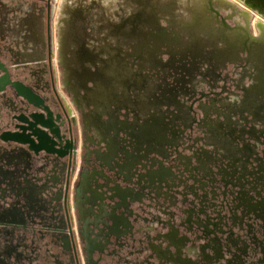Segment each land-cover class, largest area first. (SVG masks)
<instances>
[{"label": "flooded vegetation", "instance_id": "obj_1", "mask_svg": "<svg viewBox=\"0 0 264 264\" xmlns=\"http://www.w3.org/2000/svg\"><path fill=\"white\" fill-rule=\"evenodd\" d=\"M129 1H136L135 11L126 7L122 14H100V25L92 32L87 29L92 14L69 12L78 13L79 20L65 21L60 38L53 40L54 53L59 52L63 62L67 58L69 70L93 62L99 77L126 81L128 71L122 75L118 61L130 64L144 46L150 53L160 44L177 45L148 27L156 28L160 15H169L173 5L163 0ZM124 12L128 15L121 20ZM7 15V8L1 7L0 30H5ZM188 19L178 20L180 26L174 30L215 38L210 29L197 32L193 25L198 19ZM205 20L210 25L207 14ZM168 21L174 18L169 15ZM38 39L43 41L42 36ZM23 48L24 62L45 59L42 51L33 53L25 43ZM183 76L185 83L168 82L165 93L151 98L155 109L145 105L143 116L136 111L129 129L102 137L91 153L84 145L79 154L72 120L62 131L74 141L77 153L43 170L33 153L6 145L0 153V264H23L20 256L13 262L1 247L12 233L24 240H49L65 257L61 264H130L129 257L144 252L148 255L143 264H264V127L211 121V109L221 113L213 108L220 93L196 97L186 84L188 75L179 77ZM5 92L3 104L10 112L6 125L12 130L14 117L29 110L12 90ZM201 109L204 117L199 116ZM54 113L62 114V108ZM40 177L48 180L43 185L52 201L37 194ZM105 178L110 181L107 186ZM28 190L33 192L29 201L24 198ZM140 224L149 228L146 239L138 238ZM26 258L31 261L33 256Z\"/></svg>", "mask_w": 264, "mask_h": 264}, {"label": "rangeland", "instance_id": "obj_2", "mask_svg": "<svg viewBox=\"0 0 264 264\" xmlns=\"http://www.w3.org/2000/svg\"><path fill=\"white\" fill-rule=\"evenodd\" d=\"M127 1L0 0V8L5 6L8 10L5 30H0V61L9 68L13 80H18L16 76L28 79L49 100L54 102L56 99L59 102L56 104L58 108L64 107L67 111L64 98L72 101L74 107L76 102L73 94L66 91V66L61 59V54L54 53L53 40L60 38L65 21L79 20V17H76L78 13L70 15L72 11H84L92 14L88 18L90 25L87 28L92 32V29L97 30L100 25L98 23L100 18L97 17L100 14H105V16L114 15L115 12L122 14L126 7L135 11L136 1ZM193 1L198 0H163L164 3L174 6L173 11L179 16V21L189 20L190 12L187 9ZM184 4L186 7L185 10H182ZM124 13V16L118 18L121 20L126 18L128 13ZM206 14L211 19L210 29H215L219 38H214L207 33L190 36V34H184L183 31L174 30L171 28L172 23L168 21L169 15L165 12L160 15L159 25L156 28L148 25L150 31L163 33L166 38L176 41L177 45L160 44L151 47L150 53L144 46L135 53L134 58L132 56L130 59V64L134 63L133 72L138 69L145 78L143 81L136 77V82H134L136 92L134 91L133 95L137 101V115L145 114L146 109L143 108L145 105L149 109L152 108L151 105H153L152 109L157 107L155 102L150 100L151 98L156 99L158 95L166 92L164 87L166 83L172 81L179 83L181 80L185 83L186 77H179L185 73L188 75V83H186L190 86L188 89H193L196 97L202 94L209 95L212 92L220 93L213 108L216 110L219 108L221 113L218 114L211 109L208 113L211 121L229 120L236 123L238 128L243 125L251 126V124L263 128L264 65H259L257 57H252L251 54L257 52L253 41L261 39V27L264 29V20L256 17L252 8L242 0H208ZM109 18L107 17V20H111ZM9 30L13 32L9 33ZM239 30H246L247 36L241 40L240 44L238 42L234 48H231V42L227 35H232ZM96 35L94 33L92 36ZM39 36H42L43 43L39 41ZM24 43L33 53L42 51L45 59L35 63H25L22 53ZM125 50L130 51L131 54L134 52L133 48ZM105 57L107 58V55ZM234 57L237 58L236 61L231 59ZM222 62L224 64H221ZM117 63L118 67L124 69L122 72L129 71L127 60ZM9 65L11 68L8 67ZM34 68L39 70L38 74H34L35 76L32 74ZM93 68L95 70V67ZM176 77H178L177 80ZM100 81L102 82V79ZM114 84L109 80L105 86L110 89ZM88 85L89 88L95 87L92 82ZM8 89L15 93L13 88L8 87ZM207 99L205 98L203 102H207L209 105L211 102H208ZM227 105L230 107H225ZM79 112L77 110V115ZM205 115L206 112L201 109L199 116L204 117ZM69 119L72 120L70 117ZM75 135L77 136V134ZM210 138L214 139L213 136ZM212 139L209 140L213 141Z\"/></svg>", "mask_w": 264, "mask_h": 264}, {"label": "crops", "instance_id": "obj_3", "mask_svg": "<svg viewBox=\"0 0 264 264\" xmlns=\"http://www.w3.org/2000/svg\"><path fill=\"white\" fill-rule=\"evenodd\" d=\"M8 67L11 68L10 65ZM92 70H94V68H92ZM38 72L39 70H35L34 68L32 74H38ZM93 73L88 75L89 78H87V80L84 77L81 79L80 84L83 83V88L77 87V82L79 81L73 82L71 79L69 80L66 77V91H70L73 94L76 102L75 107L77 108L73 106L72 101H68L66 98H64L63 101H65L64 105L67 110V114L73 120L74 132L77 134L79 139V154L84 145L88 148V152L91 153V151H94V149L100 144L102 137H104V139H109V137L113 136V134L118 133V135H120L121 131L124 132L125 129H129L132 126L136 118L137 101L133 95V93H135L134 82H136V78L133 75L131 69L128 72L129 74L127 80H124L123 82V85L129 91H125V94L118 92L116 89V84H114L110 89L105 86V83L109 80L114 82L113 79H107V77H93ZM16 78L27 83L33 88L34 91L45 98L47 104L54 111H60V108L56 106V104L59 103L56 99L54 100L53 98L54 102L49 100L48 97L39 91L40 89H38L37 86L31 84L28 79L25 80L24 78L22 79L17 76ZM100 79H102V82ZM90 82L94 83L95 87L89 88L88 83ZM97 83H102V86L98 87L96 85ZM127 93L128 95H126ZM6 95V92L0 93V134H2L4 131H7L8 129H11L6 125V122L10 118V112L3 104ZM77 110L80 111L78 115ZM62 130L67 131V126L65 125ZM6 145V143L0 140V153L5 150ZM77 165L78 170L80 168V157L78 159ZM1 226H3L2 222H0V227ZM148 229L149 228H146V226L140 224L139 232L141 233L139 234L138 238L146 239L147 236L145 235ZM152 233L153 232L150 229L149 234L152 235ZM0 243L2 244L1 241ZM2 246L5 247V252L8 255V258L12 259L13 262H15V256H20L19 258L23 264H61L66 261L65 257L61 254V251L56 247H52L49 240L47 239L44 241H35L34 238L30 236L24 240L21 239L18 234L14 235L12 233V235L7 237V241H5L4 245H1V247ZM48 248L50 250H48ZM30 254H32L33 259L28 261V258L26 257ZM147 255L148 252H144L142 255H134L133 257H129L131 260L129 262L130 264H143V259Z\"/></svg>", "mask_w": 264, "mask_h": 264}, {"label": "water", "instance_id": "obj_4", "mask_svg": "<svg viewBox=\"0 0 264 264\" xmlns=\"http://www.w3.org/2000/svg\"><path fill=\"white\" fill-rule=\"evenodd\" d=\"M8 87L13 88L17 98L29 111L14 117L16 122L13 129L0 134V140L8 145H17L24 151L33 153L36 161L42 163L40 165L42 170L50 163L52 164L66 156L72 158L77 150L74 141L67 139L66 134L62 131L65 123L70 121L64 107H62V114L54 113L46 100L30 86L22 81L13 80L9 68L0 61V93L7 91ZM124 159L126 161L127 156ZM104 181L105 186L110 183L107 178ZM38 182L41 184L37 186V194L46 196L47 200L52 201V197L48 193L49 188L43 185L48 180L45 177H40ZM32 193L31 190H28L24 198L29 201ZM98 199L100 205L105 204V199L113 200L108 197ZM2 201H4V197H2ZM107 207L111 209V207ZM39 209L41 213H46L42 207ZM106 218L110 219V216L107 215Z\"/></svg>", "mask_w": 264, "mask_h": 264}, {"label": "bare ground", "instance_id": "obj_5", "mask_svg": "<svg viewBox=\"0 0 264 264\" xmlns=\"http://www.w3.org/2000/svg\"><path fill=\"white\" fill-rule=\"evenodd\" d=\"M243 1H244L245 4H248L249 7L252 8V10L254 11V14L256 15V17L262 19V21L264 20V0H242V2ZM185 7L186 6H184L182 10H185ZM206 8H208V0H198V1L191 2L190 5L188 6V9H187L190 12V14H189L190 16H192L195 20L198 19V21L194 23L193 27L196 30H198L197 32H199V33L200 32H207L211 28V25L207 24L206 23V20H205L206 19V14H205L204 10ZM172 10H173V7H172ZM169 15L174 18V21L171 22L172 23V26L171 27L175 28V27L180 26V22L178 20H176V18L179 17L177 15V13H175L174 11H170V14ZM190 26H192V25H190ZM210 31L214 33L215 38H217V37L219 38V35L216 33L215 29L212 28V29H210ZM261 31H262V37H261V39L258 40V41H253V43H255L254 44L255 45L254 47L257 50V52H252L251 56L252 57H257L256 59H257V63H259V65L260 64L261 65H264V29H262V27H261ZM246 32H247L246 30H239L238 32L233 33L232 35L231 34H228L227 35V36H229V40L231 42V48L232 47L234 48L238 42H239V44L242 42L241 40L245 36H247V33ZM175 43H176V41L173 42V44H175ZM237 47H239V46L237 45ZM66 59L67 58L64 56V62L63 63L65 64L66 70H67L66 77L69 80L71 79L73 82L74 81H79V82H77L78 83V86H77L78 88H83L84 87L83 83L80 84L81 79L83 77L87 80V78H89L88 75H90L93 72H94L93 73V77H99V69H98V66L96 64H94L93 62H90V63H87V64H84V65L79 66L80 67L79 68L80 69V73H79V69L78 70L77 69L76 70H74V69L71 70V68H70V70H69V68H68V66L66 64ZM231 59L234 60V61L237 60V58H235V57L234 58H231ZM130 65L131 64H127V67L129 68V71H130L131 68H132L131 71H134L133 70L134 64L131 65V66ZM93 67H95V70L96 71L95 70H92ZM123 70L124 69H121V71H120L122 75L124 74L122 72ZM69 72H70V76L68 75ZM133 75L135 76V78L136 77L137 78L139 77L143 81L145 79L143 77L144 75L141 74L138 69L136 70V72L133 73ZM100 78H101V76H100ZM116 82H121V83H116ZM116 82H115V84H116V89L118 90V92H121V94H123L125 91L129 92L127 90V88L123 85L124 79L122 81H121V79H119ZM101 84L102 83H97L96 85L98 87H100V86H102ZM141 86H142V84H141ZM135 92H136V87H135ZM126 95H128V93Z\"/></svg>", "mask_w": 264, "mask_h": 264}]
</instances>
